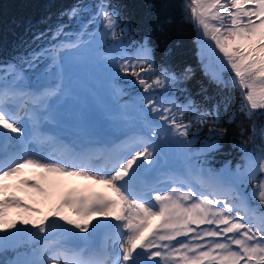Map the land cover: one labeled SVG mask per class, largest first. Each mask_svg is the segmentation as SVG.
Masks as SVG:
<instances>
[{
  "label": "snow or ice",
  "instance_id": "obj_1",
  "mask_svg": "<svg viewBox=\"0 0 264 264\" xmlns=\"http://www.w3.org/2000/svg\"><path fill=\"white\" fill-rule=\"evenodd\" d=\"M183 9L201 43L210 42L219 61L206 74L217 87L235 89L239 95L226 123L234 124L238 113L249 122L237 125L240 137H247L235 145L244 164L222 176L203 166L207 155L220 149L219 140L228 129L220 126L219 103L201 107L190 97L181 102L175 96L173 90L186 91L182 85L191 69L178 72L157 65L152 35L145 32L137 38L135 26L125 21L121 5L114 0H98L91 8L73 6L64 15L80 21L74 38L65 34L61 23L50 30L55 43L0 64V137L16 134L23 141L30 135L39 149L0 152V233L27 236L33 244L30 259L0 264L61 260L63 264H264V0H185ZM167 23L164 17L160 29ZM86 48L110 62L114 78L131 77L130 83L140 88L131 106H122V115L136 122L137 131L103 156L65 155L54 136L40 131L42 109L63 91L68 57L82 56ZM30 72L51 82L33 89ZM225 72L231 75L226 77ZM113 93L119 96L123 89L114 88ZM25 119L30 126L22 123ZM205 127L209 135L199 141ZM175 146L188 171L172 178L163 190L148 187L142 176L156 170L167 155L166 147ZM27 167L41 169L42 175L84 176L114 195L70 194L51 218L25 219L22 224L32 227H18L5 218L7 208L39 209L23 204L15 194L7 195L10 185L4 181ZM192 172L207 179L193 182L187 178ZM19 183L30 181L24 178ZM248 184L251 194L243 191ZM63 205H69L76 216L65 214ZM94 234H101L99 242Z\"/></svg>",
  "mask_w": 264,
  "mask_h": 264
},
{
  "label": "rangeland",
  "instance_id": "obj_2",
  "mask_svg": "<svg viewBox=\"0 0 264 264\" xmlns=\"http://www.w3.org/2000/svg\"><path fill=\"white\" fill-rule=\"evenodd\" d=\"M85 15L87 14L85 13ZM77 33L75 32L68 37L74 38ZM197 41L198 56L202 66L207 73H211L219 61L210 47V42L208 45L201 43L199 33ZM82 52V56L70 55L68 57L63 91L58 97H53L47 101V108L42 109L45 118L41 122V128L45 127L46 130L42 132L40 128V131L46 136H54L59 148L65 155L73 154L71 145L67 146L65 143L66 137H84L89 145L87 152L103 156L109 150L100 147V133H124L129 137L137 131L136 122L130 118L126 119L122 115L124 111L122 106L125 104L131 106L140 90L137 91L132 86L128 87L127 84H131V77L114 78L110 62L98 58L92 49H82ZM29 74L32 76L30 86L33 89H40L51 82L48 78H38L36 74L31 72ZM224 75L228 77L231 73L225 72ZM114 88L123 89V93L119 96L115 95L113 93ZM19 115L23 117L24 111H20ZM22 123L26 127L30 126V122L26 119ZM36 148L37 145L32 141L30 135H26L23 141L16 137V134L0 137V152L2 150L7 152L24 150L35 152ZM166 151L167 155L161 157L160 164L154 171L156 179L160 181H170L172 178L183 176L188 171L185 157L179 146L166 147ZM227 170L228 168H224L214 175L222 176ZM41 173L42 170L39 168L27 167L22 174L9 177L4 181L5 184L10 185L7 189V195L15 194L23 204L39 209V211H29L22 205L7 208L5 218L10 222L16 221L18 227H32L22 224L25 219L40 220L44 216L51 218V213L70 194L104 192L109 196L114 195L110 189L94 183L84 176L42 175ZM24 178L28 179L30 183L20 184L19 182ZM187 178L193 182L199 179H207L206 176L201 177L195 172L188 174ZM259 178L261 177L258 176ZM31 182L39 183L44 190H36L32 187ZM146 185L150 187V184ZM54 188L55 191H53ZM245 188L246 186L243 189L244 192ZM250 191L252 192V185H250ZM62 211L67 215L76 216L75 211L69 205H63ZM11 231L14 232L15 230ZM94 235L99 242L102 238L101 234ZM0 245H2L0 247V261L28 260L31 258L33 244L27 236H5L4 233H0ZM59 264H63V260L59 261Z\"/></svg>",
  "mask_w": 264,
  "mask_h": 264
},
{
  "label": "trees",
  "instance_id": "obj_3",
  "mask_svg": "<svg viewBox=\"0 0 264 264\" xmlns=\"http://www.w3.org/2000/svg\"><path fill=\"white\" fill-rule=\"evenodd\" d=\"M114 2L121 5L125 21L130 20L135 26L137 38L145 32L152 35L157 65L163 64L178 72L191 69L189 78L182 85V89L186 91L173 90L181 102L190 97L201 107L211 108L217 103L221 105L220 126L227 128L228 132L219 140L220 149L209 153L207 163L203 166L212 169L214 175L224 170L226 166L235 170L237 165H243L245 162L243 153L235 145L247 137H240L237 125L243 123L247 126L249 122L238 113L234 124L226 123L227 117L240 102L239 95L235 89L217 87L206 74L198 56L197 28L186 17L183 9L185 0H114ZM97 3L98 0H0V64L23 56L33 49L46 48L55 43L51 40L50 30H55L61 23L65 25L66 35L78 31L80 21L69 20L64 13L76 5H87L91 8ZM149 4H155L156 7L150 9ZM161 4L165 6L163 9ZM164 17H167L170 23L165 24L161 30L160 24L163 23ZM41 32L44 35L40 39H33L34 35ZM127 85L137 91L140 90L139 86ZM226 99L227 111L224 110ZM208 135L209 130L205 127L199 133L198 140L203 141ZM196 146L198 148L199 143ZM248 148L252 150L251 143ZM250 185H246L245 188L248 194H251Z\"/></svg>",
  "mask_w": 264,
  "mask_h": 264
},
{
  "label": "bare ground",
  "instance_id": "obj_4",
  "mask_svg": "<svg viewBox=\"0 0 264 264\" xmlns=\"http://www.w3.org/2000/svg\"><path fill=\"white\" fill-rule=\"evenodd\" d=\"M127 138H128V137H126L123 141H125ZM119 145H121V144H119ZM117 146H118V145H117ZM117 146H116V147H117ZM85 150H86V149H85ZM4 151H5V150H4ZM77 153H80V152H77ZM74 154H76V153H74Z\"/></svg>",
  "mask_w": 264,
  "mask_h": 264
}]
</instances>
